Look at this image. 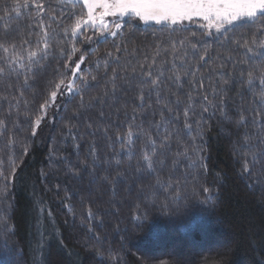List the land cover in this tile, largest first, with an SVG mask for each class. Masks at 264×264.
Masks as SVG:
<instances>
[{"label": "trees", "instance_id": "obj_1", "mask_svg": "<svg viewBox=\"0 0 264 264\" xmlns=\"http://www.w3.org/2000/svg\"><path fill=\"white\" fill-rule=\"evenodd\" d=\"M27 2L29 7L22 6L18 14L9 11L7 22L0 20V32L5 27L15 29L13 42L22 38L31 41L24 45L21 54L25 56L36 46V38L29 37V31L40 32L34 27L32 0ZM52 2L57 13H65L64 24L76 19L67 13L86 14L81 4L73 8L68 0ZM17 3L23 5L25 0H0V16ZM125 21L129 23L127 18ZM130 23L132 35L125 41L128 51L114 53L120 56L119 63L109 59L107 72L103 63L106 53L112 51L113 38L94 36L92 43L77 42L80 52L72 60L87 53L82 71L98 75V81L84 93V108H79L78 98L66 103L58 97L56 106L48 108L40 125H35L41 115L42 96L48 94V81L59 79L54 73L55 60L43 75L29 81L30 87L22 89L21 99L28 101L27 107L23 103L18 108L12 106L10 116H6L10 106L2 99L8 90L0 88V119L5 121V129L0 130V169L8 174L12 173L11 162L16 165L7 188L0 183V220L8 229L6 232L0 224V264H5V246L15 250V264H264V175L243 173L240 155L245 134L259 132V126L250 129L235 123L242 109L251 116L250 110L256 106L251 103L253 92L240 83V67L233 72L229 62L221 70L217 68L220 60L206 57L207 62L194 70V76L182 74L176 81L172 76L173 55L162 51L157 57V65L164 71L162 88L151 92L145 88V103L141 105L135 86L139 77L130 75L131 68L139 71V64L151 63L155 44L165 40L169 32L162 31L168 25H142L138 19ZM202 31L187 24L184 32L174 35L184 37L195 32L199 36ZM85 34L94 35L92 31ZM204 39L214 54L223 53L218 41ZM60 43L71 47L66 41ZM187 59L191 62L192 58ZM180 63L176 61L178 66ZM183 67L188 70L187 64ZM113 69L117 70L118 85L114 94L109 83ZM16 71L22 81L26 69ZM221 77L230 78V84L219 85ZM197 81L204 87L198 88ZM105 91L108 96H103ZM189 94L197 113L190 116L192 132L183 129L185 104L175 103L177 95L186 100ZM204 95L212 104L203 99ZM99 96H103L102 101L88 103L91 97ZM165 105L174 108L180 119L167 114ZM204 107H208L207 112H203ZM161 111L166 114V124L160 122ZM130 124L132 151H122L121 141L115 137L126 134ZM167 130L173 135L164 141ZM145 131L158 145L169 144L157 150L153 160L162 159L163 163H154L151 170L142 162L145 153L151 154L150 146H145ZM93 148L95 155H90ZM138 162L141 172L135 171ZM204 188L209 191L204 192Z\"/></svg>", "mask_w": 264, "mask_h": 264}, {"label": "snow or ice", "instance_id": "obj_2", "mask_svg": "<svg viewBox=\"0 0 264 264\" xmlns=\"http://www.w3.org/2000/svg\"><path fill=\"white\" fill-rule=\"evenodd\" d=\"M68 3L73 8L76 4H81L82 8L86 9V14L83 12L79 15L75 12L67 13L68 16H76V19L74 23L64 24L65 13L63 11L57 13L52 0H47L46 3L43 0H32L31 6L34 8L36 19L34 27H39L40 32L29 31L28 36H35L36 38V46L27 51L26 56L21 53L25 50L24 45L31 43L29 39L22 38L18 43L13 42L11 35L15 29L10 27H5L0 32V50L4 53L3 56H0V88L8 90V95L2 99L6 100L10 106L6 116L11 115L12 106L18 108L23 103L27 107L28 101L21 99L24 95L22 89L30 87L29 81H35L38 74L43 75L44 70L50 66L52 60L56 62L54 73L59 79L58 81L57 79L48 81V94L42 96L43 102L39 104L41 115L36 117L35 125H40L48 108L56 106L58 97L64 98L66 103H71L72 100L78 98L79 108H84L86 106L84 93L93 82L98 81V75L83 73L81 66L85 63L87 53H82L77 61L72 60V57L80 52L77 42L81 44L92 43L94 36L112 37V51L106 53L103 63V69L107 72L109 59L119 63L120 56L114 55V53L122 54L128 51L125 41L132 35L130 21L138 19L144 23L154 22L158 25H168V29H162V31H168L169 35L165 40L155 44V55L151 58V63L139 64V71H137V67L131 68L130 75L139 77L135 86L139 89L138 99L141 105L145 103V88L150 92L162 88L163 81L160 77L164 75V71L162 67L157 65V57L161 55L162 51L171 52L173 55L172 76L176 81L180 80L182 74L194 76V70H199L207 62L206 57L208 60H214V57L215 60H220L217 68L221 70L227 68L229 62H232L233 72L237 66L240 67L238 73L240 83L242 86L246 85L249 91L253 92L251 103L256 105L250 110L251 116L248 115L247 110L242 109L235 123L237 127L246 125L250 129H256L259 126V132L250 131L246 133L241 144L240 155L244 160L242 172L249 176L254 173L264 175V0H68ZM22 6L29 7L27 0L23 5L17 3L13 9L6 10L4 16H0V20L7 22V19L11 18L9 11L18 14ZM45 16L48 17L47 21L44 20ZM107 17L115 19L108 21ZM125 18L129 23H126ZM187 24H194L204 31L199 36L192 32L189 36L176 37L174 34L184 32ZM53 25L56 26L53 27ZM87 31H92L94 35H86ZM78 37L79 41L76 39ZM204 37H212L218 41L219 47L224 50L223 53L216 52L214 54ZM117 39L120 40V43H116ZM60 41H66L67 44H70V49L65 44H61ZM164 45L168 47H164ZM233 53L236 54L235 57ZM189 56L192 58L191 62L187 59ZM145 59L147 60V58ZM177 60L181 61L179 66L176 64ZM93 63H96L97 68L101 67L98 62ZM70 64H74V67L69 68ZM185 64L188 65L187 71L183 67ZM154 67L157 68L155 73L152 71ZM17 68L26 69L22 81L19 79L21 73L16 71ZM123 70L128 71L127 68ZM112 72L109 83L111 92L114 94L118 90L117 70L113 69ZM195 83L198 88L204 87L202 81ZM218 83L221 86H227L230 84V78L221 77ZM222 90L223 88H221ZM13 93H19V96L13 95ZM108 95V91L103 93V96ZM103 96L91 97L88 103L96 100L102 101ZM203 99L212 104L209 96L204 95ZM12 101H15V105H12ZM157 101H159V97ZM175 103L185 104L183 129L192 132L193 123L190 121V116L197 115L193 111V96L189 94L185 100L177 95ZM165 109L167 114L175 116L177 120L180 119L174 108L165 105ZM219 110L224 118L228 119L224 109L220 108ZM207 111L208 107H204L203 112ZM135 118V116L132 117L133 120ZM159 118L162 124L167 123L164 111L159 113ZM195 123L199 125L200 121L196 120ZM3 129H5V121L0 119V130ZM132 129L133 126L130 124L126 134L123 136L119 133L116 134L115 138L121 141L122 151H132L130 147L134 142ZM32 134L35 135V130ZM175 134L178 136L179 131ZM0 135H3V131H0ZM143 135L146 137L145 146H150L151 154L145 153L142 156V162L146 164L148 170H151L154 163H163L162 159L153 160L157 150L166 149L169 144L161 142L158 145L153 136L146 131L143 132ZM172 135V131L167 130L163 137L164 141H169ZM95 152V148L91 149L90 155H95ZM11 163L13 164L12 173L5 174L4 170L0 169V183H3L5 188L8 186L6 182L15 172V162L12 161ZM116 163L119 164L120 161L116 160ZM84 167H89V164L84 163ZM135 171H142L140 162L137 163ZM117 175L123 177L124 173ZM203 190L204 192L209 191L208 188ZM175 195L179 197L180 193L177 192ZM92 215V211L89 210V216ZM0 224H4L7 232L6 222L0 220ZM5 247V264H15V250Z\"/></svg>", "mask_w": 264, "mask_h": 264}, {"label": "rangeland", "instance_id": "obj_3", "mask_svg": "<svg viewBox=\"0 0 264 264\" xmlns=\"http://www.w3.org/2000/svg\"><path fill=\"white\" fill-rule=\"evenodd\" d=\"M108 21H113L115 18H113V17H107L106 18ZM140 23L142 24V25H157V26H162V25H158V24H155L154 22H148V23H144V22H142V21H140ZM214 31V30H213ZM217 249V247L216 246H213L212 247V249ZM170 252V251H169ZM171 253V252H170Z\"/></svg>", "mask_w": 264, "mask_h": 264}]
</instances>
